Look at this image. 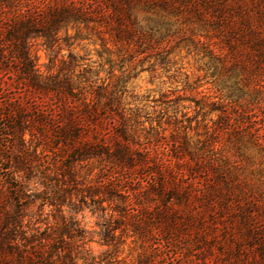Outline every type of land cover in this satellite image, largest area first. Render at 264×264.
I'll list each match as a JSON object with an SVG mask.
<instances>
[{
    "label": "trees",
    "instance_id": "trees-1",
    "mask_svg": "<svg viewBox=\"0 0 264 264\" xmlns=\"http://www.w3.org/2000/svg\"><path fill=\"white\" fill-rule=\"evenodd\" d=\"M181 46L216 95L145 127L131 74ZM103 262L264 264V0H0V264Z\"/></svg>",
    "mask_w": 264,
    "mask_h": 264
},
{
    "label": "rangeland",
    "instance_id": "rangeland-1",
    "mask_svg": "<svg viewBox=\"0 0 264 264\" xmlns=\"http://www.w3.org/2000/svg\"><path fill=\"white\" fill-rule=\"evenodd\" d=\"M76 52L84 54L87 52L89 64L95 62V67H98L99 59L95 52H89V50H80ZM41 56V63L46 61L45 52L39 50ZM169 62L166 64L156 63L153 66L154 60L146 59L141 65H137L135 70L132 72L131 77L127 84L126 92V103L127 107L130 108L131 114H140L139 120L144 122L145 127L150 126L152 122L153 126L158 129V120L161 112H167L164 109V104L161 103L162 94L170 93L175 91V94L193 95L194 91L188 90V85L198 86V91L206 94L216 95V89L214 87V82L216 81V76H211L213 69H208L207 58L204 52H198L192 47H183L173 49V52H169ZM94 65V64H93ZM45 70V66H43ZM102 76H106V72L101 73ZM185 106H192L191 108L185 109L189 111V116H193V103L186 101L183 103ZM172 109L169 108L168 112L164 117H161V121H164L168 115H171ZM183 111V109L179 108ZM176 117L183 120L184 124H188L186 117H182V113L178 112ZM200 120V119H199ZM203 126L201 124H196L193 121L190 124V135L195 136L196 134H202ZM251 151V150H250ZM254 153V151H252ZM78 219L81 225L86 228L90 233L97 230L95 222L97 218L92 215L89 211H85L83 214H78ZM94 236V234H90ZM95 241L90 243L93 253L99 256L102 252L106 251L108 248L106 246L100 245L96 240L98 237L95 236ZM130 241H127V245H123L117 248L118 253L115 252L116 259L125 258L127 261L135 260L137 256V250L133 249L129 245ZM113 247L109 248L112 249ZM112 251V250H111ZM101 264H106L105 262ZM112 264V263H109Z\"/></svg>",
    "mask_w": 264,
    "mask_h": 264
}]
</instances>
